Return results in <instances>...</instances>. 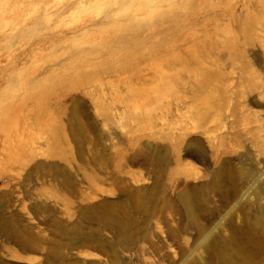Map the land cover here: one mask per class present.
<instances>
[{
	"label": "rangeland",
	"instance_id": "obj_1",
	"mask_svg": "<svg viewBox=\"0 0 264 264\" xmlns=\"http://www.w3.org/2000/svg\"><path fill=\"white\" fill-rule=\"evenodd\" d=\"M262 172L264 0H0V264H264Z\"/></svg>",
	"mask_w": 264,
	"mask_h": 264
},
{
	"label": "bare ground",
	"instance_id": "obj_2",
	"mask_svg": "<svg viewBox=\"0 0 264 264\" xmlns=\"http://www.w3.org/2000/svg\"><path fill=\"white\" fill-rule=\"evenodd\" d=\"M118 1V0H116ZM136 0H133V2H135ZM185 1V0H184ZM120 2H117L116 4H119ZM204 12H207V11H214V9H205L203 10ZM264 175V172L260 173V174H257L255 179H252L253 177H250L251 175H246L245 176V179H246V186H245V189H254L255 185L258 184L261 180H262V177ZM243 251H240L238 252V254H242ZM247 262V261H246Z\"/></svg>",
	"mask_w": 264,
	"mask_h": 264
}]
</instances>
